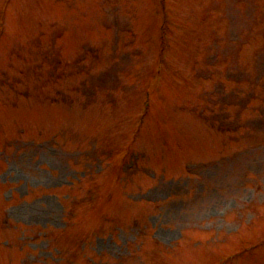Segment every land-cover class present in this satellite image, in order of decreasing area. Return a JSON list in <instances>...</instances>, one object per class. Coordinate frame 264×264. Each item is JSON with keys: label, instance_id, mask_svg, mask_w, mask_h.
<instances>
[{"label": "rangeland", "instance_id": "rangeland-1", "mask_svg": "<svg viewBox=\"0 0 264 264\" xmlns=\"http://www.w3.org/2000/svg\"><path fill=\"white\" fill-rule=\"evenodd\" d=\"M0 264H264V0H0Z\"/></svg>", "mask_w": 264, "mask_h": 264}]
</instances>
